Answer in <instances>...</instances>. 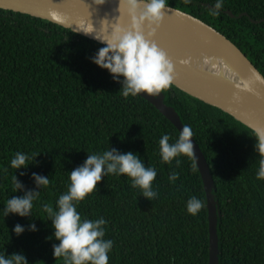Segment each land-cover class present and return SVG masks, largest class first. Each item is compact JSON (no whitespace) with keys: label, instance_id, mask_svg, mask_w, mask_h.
<instances>
[{"label":"trees","instance_id":"trees-1","mask_svg":"<svg viewBox=\"0 0 264 264\" xmlns=\"http://www.w3.org/2000/svg\"><path fill=\"white\" fill-rule=\"evenodd\" d=\"M214 3L167 0L169 8L223 34L264 77V0H224L217 16L211 13ZM102 47L49 21L0 9V209L24 194L13 191L14 174L26 190H35L33 173L51 181L32 218L0 214V253L22 252L29 264H64L53 256L58 241L48 239L54 230L40 204L55 207L69 173L87 154L111 147L138 154L156 169L158 195L149 201L127 177L109 175L78 206L82 217L107 221L105 238L114 241L109 264H209L207 199L194 158L179 157V167L175 160L162 162L160 138L167 134L173 143L180 132L148 101L123 97L122 85L91 62ZM162 94L183 126L192 128L209 166L219 212L218 264H264V180L256 179V133L173 85ZM17 152L30 154L33 164L16 172L10 161ZM173 170L179 175L174 184ZM193 196L204 205L197 216L187 212ZM30 222L38 231L17 237L14 227L27 229Z\"/></svg>","mask_w":264,"mask_h":264},{"label":"clouds","instance_id":"clouds-1","mask_svg":"<svg viewBox=\"0 0 264 264\" xmlns=\"http://www.w3.org/2000/svg\"><path fill=\"white\" fill-rule=\"evenodd\" d=\"M191 0H185L190 3ZM105 0H92L95 6H102ZM224 0H215L211 13L220 14ZM167 0H119L118 11L126 12L130 19V26L123 27L119 23L110 24L107 19L100 22L99 31L92 23L82 24L78 31L105 45L100 48L91 62L102 70H106L114 82L121 84L123 97H147L157 99L160 94L170 89L175 80V65L167 52L154 41L156 31L161 27L167 12H170ZM186 66L191 65V59L181 61ZM209 62L205 61L207 65ZM197 68L200 66L197 65ZM259 79V78H257ZM252 82L242 80L236 85L242 92H252ZM237 101L239 96L234 97ZM193 130L190 126L183 127L178 139L170 143L171 137L163 135L159 140L160 157L163 163L171 165L175 160L179 167V157L194 156ZM255 152L261 157L257 180H264V133H256ZM37 157H35L34 161ZM33 157L24 152H17L10 161V167L16 172L27 169ZM15 172V173H16ZM23 175V173H21ZM114 175L127 177L131 187L139 189L142 196L149 201L155 199L158 193L153 188L157 171L153 167H146L143 159L132 152L122 153L115 148L100 153L87 154L85 162L69 173L70 183L67 191L55 201V207L47 202L40 204L46 213L47 221H51L54 230L53 237L58 243L52 245L54 258H62L64 264H109V255L114 241L106 239L104 218L88 219L77 211L78 206L91 194L98 192V185L105 177ZM35 190H26L25 185L12 176L13 191L23 192L22 196L13 195L6 205L0 209L5 218L9 215L21 218H32L33 209L40 200L41 192L46 190L51 181L49 177L33 173ZM179 179L176 171H171L169 180L173 184ZM203 202L193 196L187 201V212L197 216L203 208ZM17 237L25 231L37 232L34 222H30L27 229L17 224L14 229ZM0 264H29L26 256L20 253L6 255L0 253Z\"/></svg>","mask_w":264,"mask_h":264},{"label":"water","instance_id":"water-1","mask_svg":"<svg viewBox=\"0 0 264 264\" xmlns=\"http://www.w3.org/2000/svg\"><path fill=\"white\" fill-rule=\"evenodd\" d=\"M118 8L119 0H105L102 6L93 5L92 0H0V9L2 10L49 21L87 39L90 38V40L98 44L101 43L94 39L93 36H88L78 31L79 27L84 23H92L99 31L100 22L109 19V14L106 13L107 17L104 16L105 12H119ZM170 9V12L187 20L227 50L241 67L257 81L264 91V77L230 40L204 22L181 11L173 8ZM226 13L231 18L234 17L229 11ZM167 54L175 65L176 76L173 83L174 87L193 98L222 110L243 125L252 129L255 133H264V92L259 91L255 87H252V92L239 91L236 87L237 83L197 68L193 64L186 66L181 63L183 61L182 59L169 52ZM141 95L144 100L148 101L168 119L179 132L182 131L184 126L179 116L173 108L164 103L165 96L162 93L157 99L147 97L146 93H142ZM237 95L239 96L238 101L234 99ZM193 144V158L200 172L207 199L209 264H218L217 217H219V212L217 211V202L213 195L214 184L206 159L194 139Z\"/></svg>","mask_w":264,"mask_h":264},{"label":"bare ground","instance_id":"bare-ground-1","mask_svg":"<svg viewBox=\"0 0 264 264\" xmlns=\"http://www.w3.org/2000/svg\"><path fill=\"white\" fill-rule=\"evenodd\" d=\"M108 22L114 24L119 19L123 27L130 26V19L126 12L107 11ZM154 41L160 48L186 60L191 64L199 65L200 69L213 73L223 79L239 84L242 80L252 82L251 86L264 92L255 81L220 44L212 40L206 33L180 18L172 12H167L161 27L156 31ZM205 61L209 63L206 65Z\"/></svg>","mask_w":264,"mask_h":264}]
</instances>
